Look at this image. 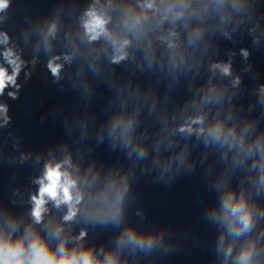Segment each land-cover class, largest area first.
Wrapping results in <instances>:
<instances>
[{
    "label": "clouds",
    "instance_id": "obj_1",
    "mask_svg": "<svg viewBox=\"0 0 264 264\" xmlns=\"http://www.w3.org/2000/svg\"><path fill=\"white\" fill-rule=\"evenodd\" d=\"M11 3L0 0V24L7 22ZM260 3L87 0L74 23H62L58 9L55 16L25 28L24 43L32 41L34 51L44 52L54 83L68 78L84 97L91 95L93 80L104 79L113 88L109 107L114 110L100 128L99 140L107 136L113 149L119 145L133 166L107 171L95 162L82 166L67 144L60 146L59 156L50 152L32 180L37 188L28 194L27 211L0 203V264H139L141 257L155 264L157 256L174 251V242L163 229L142 230L126 221L135 165L150 164L160 180L171 182L195 167L189 147L193 140L203 145L200 162L206 165L209 186L219 194V202L205 212L217 229L213 264H264V83L253 90L255 99L245 112L235 103L242 84L233 70L236 53L229 50L227 62L212 59L217 35L235 42L234 35L246 31L253 47H260ZM22 53L9 32L0 30V97L11 89L7 96L18 99L21 72L28 80L39 63L38 56L28 61ZM239 54L247 62L251 53L240 48ZM206 60L207 78L198 82ZM74 62L75 72L66 70ZM121 64L127 66V78L115 71ZM251 69L247 65L240 71ZM145 70L154 74L155 83L134 81ZM182 77L191 96L172 106L169 94ZM162 79L167 80L163 96L158 90ZM8 113L9 105L0 102V128L9 125ZM79 127L82 136L88 133L86 116ZM19 158L25 161L29 155L20 152ZM15 195L22 194L17 190ZM134 215L144 219L142 210ZM97 228L118 229L114 242L88 243L89 231Z\"/></svg>",
    "mask_w": 264,
    "mask_h": 264
}]
</instances>
